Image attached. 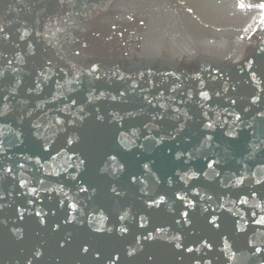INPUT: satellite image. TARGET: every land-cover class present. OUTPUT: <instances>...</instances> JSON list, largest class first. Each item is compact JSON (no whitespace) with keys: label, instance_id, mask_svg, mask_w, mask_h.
<instances>
[{"label":"water","instance_id":"1","mask_svg":"<svg viewBox=\"0 0 264 264\" xmlns=\"http://www.w3.org/2000/svg\"><path fill=\"white\" fill-rule=\"evenodd\" d=\"M261 4L0 0V264H264Z\"/></svg>","mask_w":264,"mask_h":264},{"label":"snow or ice","instance_id":"2","mask_svg":"<svg viewBox=\"0 0 264 264\" xmlns=\"http://www.w3.org/2000/svg\"><path fill=\"white\" fill-rule=\"evenodd\" d=\"M240 7H244V5L241 4ZM260 7H261V9H264V4H261ZM204 95H205V98H206L207 94L205 93ZM237 119H239V117H237ZM69 142L71 143V141H69ZM145 167H147V165H145ZM209 167H211V165H209ZM122 231H123V229H122ZM85 251H87V249H85ZM189 251H191V249H189ZM256 251L259 252L260 250L257 249Z\"/></svg>","mask_w":264,"mask_h":264}]
</instances>
